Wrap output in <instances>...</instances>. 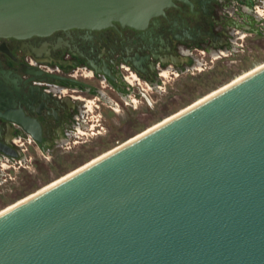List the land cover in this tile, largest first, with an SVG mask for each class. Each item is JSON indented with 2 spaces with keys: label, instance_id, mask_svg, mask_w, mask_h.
Segmentation results:
<instances>
[{
  "label": "water",
  "instance_id": "water-1",
  "mask_svg": "<svg viewBox=\"0 0 264 264\" xmlns=\"http://www.w3.org/2000/svg\"><path fill=\"white\" fill-rule=\"evenodd\" d=\"M169 4L0 0V36ZM0 264H264V65L1 212Z\"/></svg>",
  "mask_w": 264,
  "mask_h": 264
},
{
  "label": "flooded vegetation",
  "instance_id": "flooded-vegetation-1",
  "mask_svg": "<svg viewBox=\"0 0 264 264\" xmlns=\"http://www.w3.org/2000/svg\"><path fill=\"white\" fill-rule=\"evenodd\" d=\"M188 1L191 11L172 0L140 27L0 36V170L26 168L30 152L52 154L82 128L100 132L113 112L153 106L169 79L192 77L206 58L264 44V0Z\"/></svg>",
  "mask_w": 264,
  "mask_h": 264
},
{
  "label": "rangeland",
  "instance_id": "rangeland-1",
  "mask_svg": "<svg viewBox=\"0 0 264 264\" xmlns=\"http://www.w3.org/2000/svg\"><path fill=\"white\" fill-rule=\"evenodd\" d=\"M257 44L255 49L247 43L249 51L246 48L216 59L206 58V67L195 70L192 77L169 79L166 91L155 94L153 106L110 113L112 118L101 123L100 132L95 130L97 126L82 128L85 132L80 137H73L74 141L61 143L62 146L58 143L52 154L42 155L37 149L30 152L33 159L26 168L1 169L0 212L264 65V44ZM24 174L29 175L28 179Z\"/></svg>",
  "mask_w": 264,
  "mask_h": 264
},
{
  "label": "bare ground",
  "instance_id": "bare-ground-1",
  "mask_svg": "<svg viewBox=\"0 0 264 264\" xmlns=\"http://www.w3.org/2000/svg\"><path fill=\"white\" fill-rule=\"evenodd\" d=\"M251 72H252V71H251ZM249 73H250V72H249ZM249 73H247V74H249ZM247 74H246V75H247ZM243 76H245V75H243ZM243 76H242V77H243ZM242 77H240V78H242ZM240 78H238V79H240ZM238 79H237V80H238ZM235 81H236V80H235ZM203 99H204V98H203ZM198 102H199V101H198ZM196 103H197V102H196ZM194 104H195V103H194ZM190 106H191V105H190ZM167 118H168V117H167ZM167 118H166V119H167ZM166 119H165V120H166ZM154 126H155V125H154ZM139 134H141V133H139ZM139 134H137L136 136H138ZM133 138H134V137H133ZM131 139H132V138H131ZM119 145H120V144H119ZM117 146H118V145H117ZM117 146H116V147H117ZM114 148H115V147H114ZM111 150H112V149H111ZM111 150H109V151H111ZM109 151H108V152H109ZM106 153H107V152H106ZM106 153H104V154H106ZM102 155H103V154H102ZM102 155H101V156H102ZM98 157H99V156H98ZM98 157H97V158H98ZM95 159H96V158H95ZM93 160H94V159H93ZM93 160H91V161H93ZM91 161H89V162H91ZM89 162L85 163L84 165L88 164ZM84 165H82V166H84ZM82 166H80L79 168H81ZM79 168H76V169L72 170V172L78 170ZM72 172L68 173L67 175L71 174ZM67 175H65V176H67ZM65 176H63V177H65ZM63 177H62V178H63ZM60 179H61V178H60ZM60 179H58V180H60ZM58 180H54V182L48 184L47 186L41 188L40 190H42V189H44V188H46V187H48V186H50V185L56 183ZM40 190H39V191H40ZM37 192H38V191H37ZM33 194H34V193H33ZM31 195H32V194H31ZM31 195H29V196H31ZM26 198H27V197H26ZM24 199H25V198H24ZM19 202H20V201H19ZM17 203H18V202H17ZM17 203H15V204H17ZM13 205H14V204H13ZM13 205H11V206H13ZM11 206H10V207H11ZM10 207H8V208H10ZM5 210H6V209H5ZM3 211H4V210H3ZM3 211H1V212H3ZM1 212H0V213H1Z\"/></svg>",
  "mask_w": 264,
  "mask_h": 264
}]
</instances>
